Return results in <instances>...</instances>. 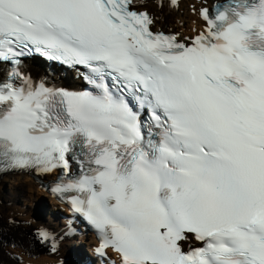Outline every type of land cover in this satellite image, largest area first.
<instances>
[{"label":"snow or ice","instance_id":"snow-or-ice-1","mask_svg":"<svg viewBox=\"0 0 264 264\" xmlns=\"http://www.w3.org/2000/svg\"><path fill=\"white\" fill-rule=\"evenodd\" d=\"M199 14L181 41L136 0H0V171L53 175L119 264H264V0Z\"/></svg>","mask_w":264,"mask_h":264},{"label":"bare ground","instance_id":"bare-ground-1","mask_svg":"<svg viewBox=\"0 0 264 264\" xmlns=\"http://www.w3.org/2000/svg\"><path fill=\"white\" fill-rule=\"evenodd\" d=\"M208 2L210 0H178L176 7L170 8L165 4L162 10L158 7V0H153L150 4L158 22L167 20L172 22L179 31L193 33L196 28L204 25L198 12ZM61 82L65 85L69 83ZM46 198L48 199L47 193L30 174H7L0 177L1 231L20 239L23 246L18 244L15 247L18 251L28 250L31 246L35 257L26 255L25 250L21 253L28 264H83V252L76 238L67 237L64 240H57L58 248L48 252L35 245L36 242L28 235V230H31L39 240L41 238L39 232L42 229L52 233H60L63 230L66 211L60 209L55 201L49 199L47 201ZM13 215L23 220V224L12 223ZM26 241L31 244H24ZM79 242L89 246L94 242V238L87 236ZM8 252L14 251L0 241V260L6 264H13L14 260Z\"/></svg>","mask_w":264,"mask_h":264},{"label":"rangeland","instance_id":"rangeland-1","mask_svg":"<svg viewBox=\"0 0 264 264\" xmlns=\"http://www.w3.org/2000/svg\"><path fill=\"white\" fill-rule=\"evenodd\" d=\"M146 7H148V8H151V4H148V5H146ZM163 22H158V24H162ZM6 191H7V188H6ZM4 198H5V196H4ZM47 199V198H46ZM47 201H49L48 199H47ZM49 215V214H48ZM47 215V216H48ZM14 216V217H13ZM12 216V219L14 218V220H17V221H22V220H20L17 216H15V215H13ZM21 224H23V223H21ZM28 234H32V232H31V230H28ZM15 243H16V245H14V247L15 246H17V244L19 243L18 241L16 242V240L14 241ZM38 242H36L35 243V245L37 244ZM24 244H26V245H29V244H31L29 241H26ZM9 248H11L13 251H14V253H16L20 258H22V256H21V253H24V250H19L18 251V249H16V248H14L13 246L11 247L9 244H6ZM79 245H81V248L83 249V247H82V243H79ZM31 247V246H30ZM86 248V246L84 245V249ZM46 249H53V246H49V247H47ZM23 259V258H22Z\"/></svg>","mask_w":264,"mask_h":264}]
</instances>
